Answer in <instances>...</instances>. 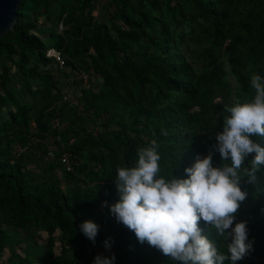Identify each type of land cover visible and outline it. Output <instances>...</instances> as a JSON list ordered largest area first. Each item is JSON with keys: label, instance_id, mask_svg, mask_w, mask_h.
I'll use <instances>...</instances> for the list:
<instances>
[{"label": "trees", "instance_id": "trees-1", "mask_svg": "<svg viewBox=\"0 0 264 264\" xmlns=\"http://www.w3.org/2000/svg\"><path fill=\"white\" fill-rule=\"evenodd\" d=\"M38 1L21 0L15 23L0 36V57L11 58L16 54L23 66L31 62L26 53V49L29 48L36 54L37 63L51 60L45 56L47 46L44 41L28 31V26L32 24L29 10L33 12L37 8ZM92 1L50 0L55 7L51 13L60 18L69 6H77L80 16L76 31L79 33L88 25L86 20L90 18ZM186 2L192 4L196 11V14H191L190 17L198 15L211 22L213 43L221 45L224 39V21H231L234 18L235 10L241 0H226L221 6H218L216 0H186ZM124 3L130 6L126 0ZM243 5L239 28L244 32V44L229 57L232 72L246 89V93L239 96V103L251 102L254 99L255 91L250 83L251 70L257 67L264 77V0H244ZM139 13L141 19L134 20L130 16L127 17L129 28L115 27V36H112L106 24H99L88 31L80 32L83 35L88 33L94 50L90 57L91 68L95 75L102 78L107 87L100 94L82 90L85 106L99 112L103 127L92 139L90 156L84 157L85 160L102 162L109 159L111 167L117 173V169L121 167L120 141H124L125 146L134 150L144 145L140 135L146 132L145 127L141 129L137 126L130 127L123 117L119 116L116 107L120 105L124 109L129 108L131 113L138 117L146 116L148 121L153 117L159 120L158 126L149 129L148 138L154 139L158 145L157 151L161 157L159 162L179 170L183 178H187L185 168L191 167L198 156L203 158L210 152L213 166H222L224 163L220 154L214 149L216 139L211 141L207 138L208 135L216 136L223 130L214 121L216 112L228 114L224 108L226 105L231 106L224 98L222 101L217 99L227 95V91L223 93L226 82L222 77L224 71L219 55L210 50V69L207 72L210 82L203 89H196L192 80L193 69L189 62H176L169 56L161 57L157 53L151 54L148 51L152 46L161 49L167 48V45L163 38L151 36L146 32L145 28H152L156 19L142 8L139 9ZM169 13L177 22L186 18L179 0H176L174 5H169ZM143 36L149 42L145 48L139 46ZM63 43L60 37L57 50L61 51ZM258 55L261 56L260 60L257 59ZM22 69L28 74L35 75L32 67L29 70ZM166 89H176L181 94L167 106L158 107L160 101L169 97ZM4 99L5 96L0 99V103ZM16 106L15 111L9 110L7 116L0 119L1 221H12L17 226L27 227L33 221H45L48 216H53L65 231L61 253L54 255L52 240L48 238L44 250L45 256L38 264H94V259L98 255L95 246L105 241L113 245L114 250L118 252L113 264H181L165 256L146 241L141 244L137 238L130 248H127L126 244L130 238L126 233L119 232L120 225L110 228L109 231L104 228L110 223L109 216H97L92 220L98 225L95 242L82 233L80 225L88 221L86 212L92 208L96 194L103 191L114 192L113 181L87 188L76 185L67 192L51 189L44 183L34 188L30 187L29 180L24 177L20 167L10 163V159L14 158L13 148L17 145L24 148L30 140L27 132L30 108L18 103ZM112 122L122 128L109 130V124ZM36 123L41 132L54 133L53 129L47 127L46 121H43L42 114L37 116ZM128 128L134 132V135L129 133ZM199 134L205 139L203 148H200L195 141V137ZM40 138H43V135H40ZM252 139L264 147V137L256 136ZM147 145L150 146V143ZM248 159H252V156ZM15 160L19 161L18 158ZM85 165L86 163L80 166V171L84 170ZM58 166L55 162L50 163L49 169ZM69 174L71 179L76 178L73 177V173ZM92 174L93 177H97L99 173L93 171ZM241 175L244 176L243 169ZM241 183L248 196L240 204L233 227L241 217L245 218L249 213L258 214L259 220L254 226L259 230V236L251 241L252 235L248 233V241L252 242V250L249 253L264 256V192H257L248 177H243ZM7 189H11V192ZM253 194L258 195L255 201H252ZM245 202L249 203V210L245 208ZM199 225L204 235L216 244L218 251L227 255V248L220 245L221 241L226 244L225 239L218 237L215 229L210 228L202 220ZM2 247L3 241L0 236V249ZM245 260L248 264H255L246 258Z\"/></svg>", "mask_w": 264, "mask_h": 264}, {"label": "rangeland", "instance_id": "rangeland-1", "mask_svg": "<svg viewBox=\"0 0 264 264\" xmlns=\"http://www.w3.org/2000/svg\"><path fill=\"white\" fill-rule=\"evenodd\" d=\"M126 1L130 6L124 3V0H93L90 18L86 20L88 25L81 31H88L99 24H106L109 32L115 36V27L129 28L128 16L134 20L141 19L139 9L142 8L143 11L148 12L156 19L152 28H145L146 32L151 36L163 38L167 45V48L162 47L161 49L150 47L148 51L151 54L157 53L161 57L169 56L176 62H189L193 69L192 80L196 89L200 90L210 82V78L207 76L210 69L209 52L210 50L214 51L222 61L224 71L222 77L226 82V89L223 93L227 91V95L217 98L218 101H222L224 98L233 106L238 102L239 96L246 93V89L239 78L232 72L229 61L230 55L241 49L244 44V32L239 28V18L244 9V0L238 4L234 18L231 21H224V39L221 45L213 43L210 21L198 15L190 17L191 14H196V11L194 6L186 0H179L186 17L179 22L173 20L169 13V5H174L176 0ZM216 1L218 6L226 2V0ZM54 8L50 0H39L37 8L33 12L29 10V18L32 24L30 27L28 26V31L38 35L44 41L47 49H58L61 37L64 41L61 51L67 64L66 68H57L56 63L52 60L37 63L36 54L29 48L26 49V53L31 62L23 64V66H21L22 61L16 54L11 58L0 57V99L5 96L4 101L0 103V119L6 117L9 110L15 111L17 109L16 103L30 108L28 112L30 120L27 128L29 143L24 148L18 145L13 148L14 158L10 159V163L15 167H20L32 188L44 183L51 189L67 192L76 185L87 188L113 181L114 192L103 191L96 194L92 208L86 212V219L92 221L97 216L111 217L110 223L104 228L109 231L110 228L120 225L119 232L126 233L130 238L126 244V247L130 248L136 239L134 232L117 222L115 216L110 212V206L119 200L115 184L117 173L111 167L109 159L97 162L86 161L84 158L90 156L93 146L92 139L103 127L101 125L102 116L99 112L85 106L82 90L86 89L91 93L100 94L107 87L102 78L95 75L91 68L90 57L94 50L88 33L83 35L80 33L81 31L79 33L76 31L80 16L79 8L69 6L60 18L51 13ZM148 44L149 42L143 36L139 46L145 48ZM257 59L260 60L261 56L258 55ZM31 67L34 68L35 75L28 74L22 69L29 70ZM255 74L261 75L257 67L251 70V78ZM166 92L169 93V97L160 101L157 104L158 107L167 106L181 94L176 89H166ZM63 95L66 96L65 100H61ZM116 108L119 110V116H122L130 127L137 126L139 129L145 127L146 130L140 135L144 145L138 149L134 150L125 146L124 141L119 143L121 167H135L138 162V150L149 146L147 144L154 141V139L149 140L148 132L151 127L159 125V120L153 117L148 121L146 116L138 117L131 113L129 108L124 109L120 105ZM39 114L43 115V121H46L47 127L53 129L54 133L39 130L36 123ZM227 115L229 113L216 112L214 121L218 127L223 129L222 117ZM121 128L115 122L109 124V130ZM128 130L131 135H134L130 128ZM40 135H43V138H40ZM207 138L212 141L215 139V135H208ZM195 141L200 148L204 147L205 139L201 134L195 137ZM62 146L70 154L71 170L59 164L56 159L47 157L49 149L59 153ZM17 158L19 159L18 162L15 160ZM54 162L59 166L49 169L50 163ZM85 163L84 170L80 171V166L82 167ZM223 163H230V161H223ZM159 164L160 175L164 178L169 179L171 176L183 178V174L169 164L161 162ZM245 164L248 166L247 161ZM93 171L99 173L97 177H93ZM69 173H73V177L76 178L71 179ZM255 175L256 178L252 182L256 191L264 192V165L260 166V170ZM241 189L245 191L242 186ZM7 191L11 192V189H7ZM257 196L253 194L252 201H255ZM104 202H107V206ZM245 208L249 210L248 202H245ZM1 216L2 213H0V236L3 247L0 249V264H38L45 256L44 250L48 238L52 240L54 255L61 253L65 231L55 217L48 216L45 221H33L31 225L22 227L17 226L12 221H1ZM258 220L259 215L256 213H249L247 217L240 218L239 222H247L248 233L252 235L251 241L259 236V230H256L254 226ZM109 245L106 248L105 242H102L95 246V250L102 257L114 255L116 258L118 252L114 250L113 245L110 243ZM220 245L227 248L223 241L220 242ZM236 262L248 264L244 257ZM224 264H231V261L226 260Z\"/></svg>", "mask_w": 264, "mask_h": 264}, {"label": "clouds", "instance_id": "clouds-1", "mask_svg": "<svg viewBox=\"0 0 264 264\" xmlns=\"http://www.w3.org/2000/svg\"><path fill=\"white\" fill-rule=\"evenodd\" d=\"M250 83L254 99L226 105L224 111L229 115L222 117L223 130L215 136V151L222 161L230 163L214 167L210 152L203 158L198 156L191 167L184 169L187 178L166 179L160 175L161 157L158 145L152 141L150 146L138 150L135 167L117 169L119 200L110 206V212L117 222L134 232L141 244L146 241L181 264H224L226 260L235 264L252 250L247 222H237L232 227L241 202L248 196L241 189L242 178L254 181L264 165V147L252 139L264 137V77L255 74ZM104 204L107 206V202ZM201 220L215 229L218 237L226 241L231 238L227 255L202 234ZM80 230L95 242L96 223L85 221ZM109 246L105 241V247ZM114 260V255H97L94 264H113Z\"/></svg>", "mask_w": 264, "mask_h": 264}, {"label": "built area", "instance_id": "built-area-1", "mask_svg": "<svg viewBox=\"0 0 264 264\" xmlns=\"http://www.w3.org/2000/svg\"><path fill=\"white\" fill-rule=\"evenodd\" d=\"M61 25H62V23H61ZM45 56L47 58H50L52 61H54L57 65V68H59V69L66 68V66H67L66 61H65L64 56L60 50H57L55 48H48L45 52ZM65 99H66V96L63 95L61 100H65ZM69 156H70V154L68 153L66 148H64L63 146H62L59 153H56L54 150H50V149L47 151V157H49L50 159H56V161L59 164H62L68 170H71L72 169V163L69 160ZM232 227H233V225H232ZM228 231L231 232V228ZM225 242H226V244L230 243L231 238L229 237V239L227 241L225 240ZM244 258L249 260L251 263L264 264V256L249 253V254L245 255Z\"/></svg>", "mask_w": 264, "mask_h": 264}, {"label": "water", "instance_id": "water-1", "mask_svg": "<svg viewBox=\"0 0 264 264\" xmlns=\"http://www.w3.org/2000/svg\"><path fill=\"white\" fill-rule=\"evenodd\" d=\"M21 0H0V36L12 28Z\"/></svg>", "mask_w": 264, "mask_h": 264}]
</instances>
